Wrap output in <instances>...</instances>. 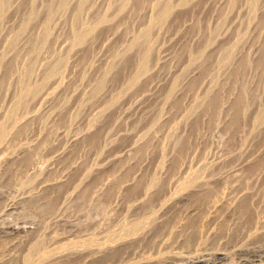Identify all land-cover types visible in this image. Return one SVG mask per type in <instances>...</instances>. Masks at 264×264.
Listing matches in <instances>:
<instances>
[{
    "label": "bare ground",
    "instance_id": "6f19581e",
    "mask_svg": "<svg viewBox=\"0 0 264 264\" xmlns=\"http://www.w3.org/2000/svg\"><path fill=\"white\" fill-rule=\"evenodd\" d=\"M4 198L0 264H264V0H0Z\"/></svg>",
    "mask_w": 264,
    "mask_h": 264
},
{
    "label": "rangeland",
    "instance_id": "374dc122",
    "mask_svg": "<svg viewBox=\"0 0 264 264\" xmlns=\"http://www.w3.org/2000/svg\"><path fill=\"white\" fill-rule=\"evenodd\" d=\"M256 143V142H255ZM52 145H53V143H52ZM9 197V196H8ZM7 202H9L8 201V198H4V199H2L1 201H0V203H1V205H5V204H7ZM11 214H13V213H10V214H7L6 216H7V220H11V221H14L15 220V216H14V214L13 215H11ZM5 216V217H6ZM14 218V219H13Z\"/></svg>",
    "mask_w": 264,
    "mask_h": 264
}]
</instances>
